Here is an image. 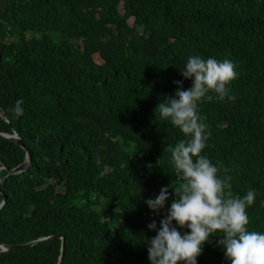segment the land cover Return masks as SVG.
Wrapping results in <instances>:
<instances>
[{
    "label": "trees",
    "instance_id": "16d2710c",
    "mask_svg": "<svg viewBox=\"0 0 264 264\" xmlns=\"http://www.w3.org/2000/svg\"><path fill=\"white\" fill-rule=\"evenodd\" d=\"M0 50V132L24 143L0 136V165L31 153L3 187L0 264H58L62 237V264H150L147 225L173 189L160 214L145 199L183 182L171 149L185 139L154 109L191 86L193 54L235 62V99L198 101L202 154L229 170L226 193L255 190L248 228L264 231V0H0ZM216 234L198 264H229Z\"/></svg>",
    "mask_w": 264,
    "mask_h": 264
},
{
    "label": "clouds",
    "instance_id": "9594fccd",
    "mask_svg": "<svg viewBox=\"0 0 264 264\" xmlns=\"http://www.w3.org/2000/svg\"><path fill=\"white\" fill-rule=\"evenodd\" d=\"M180 70L184 78H191V86L185 89L182 80L174 81L178 85L174 95L163 98L154 111L185 134L171 149L175 171L183 182L162 186L154 198L145 199L148 208L160 214L168 203L169 187L173 189L174 198L159 222L153 219L147 225L155 232L145 241L150 264H198L205 242L217 232L222 233L217 243L229 264H264V231L248 228L247 209L255 201V190L243 196L226 193L232 179L229 170L225 167L220 175L219 164L202 154L210 133L205 131L198 101L209 90L219 99H235L228 88L238 76L235 62L193 54ZM13 111L23 115L22 98L15 102Z\"/></svg>",
    "mask_w": 264,
    "mask_h": 264
},
{
    "label": "water",
    "instance_id": "95a60500",
    "mask_svg": "<svg viewBox=\"0 0 264 264\" xmlns=\"http://www.w3.org/2000/svg\"><path fill=\"white\" fill-rule=\"evenodd\" d=\"M0 66H1V50H0ZM0 136H2L4 138H7V139H9L11 141H14L17 144H19L20 146L24 147L23 141L20 139L18 133H16V132H14L13 134L0 132ZM30 163H31V153L27 150L26 160L22 164H20L19 166L15 167L13 169H9V168H7L4 165H0V171L2 169H6L7 170V175H5L3 177H0V192L2 193V197H1V201H0V209L4 205L5 198H6V195L3 192V187H4V184H5L6 178L8 176L15 175L17 173H21V172L25 171L30 166ZM55 237L56 236H52V238H55ZM45 239H47V238H43V239L36 240V241L30 242V243H26V244H18V245L3 244V245H1V247H2L3 250H14V249L21 248V247L32 246V245L38 243L39 241H43ZM64 244H65V238L62 237V254L60 256V261H59L58 264H62V261H63Z\"/></svg>",
    "mask_w": 264,
    "mask_h": 264
}]
</instances>
